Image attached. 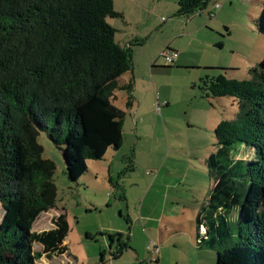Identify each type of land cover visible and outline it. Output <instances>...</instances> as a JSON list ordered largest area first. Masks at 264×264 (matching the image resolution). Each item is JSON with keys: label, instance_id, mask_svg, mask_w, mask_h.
Returning a JSON list of instances; mask_svg holds the SVG:
<instances>
[{"label": "trees", "instance_id": "trees-1", "mask_svg": "<svg viewBox=\"0 0 264 264\" xmlns=\"http://www.w3.org/2000/svg\"><path fill=\"white\" fill-rule=\"evenodd\" d=\"M175 4V15L189 18L209 0ZM113 5L0 0V264H37L41 254L52 258L67 250L64 212L53 217L52 228L32 230L34 220L56 206L57 192L55 164L42 158L38 133L46 131L61 150L73 183L88 160L122 146L125 112L112 101L125 90L132 106L133 82L119 78L132 70V49L143 39L115 41L107 19L122 14ZM256 23L264 35V0ZM249 74L244 80L205 71L197 83L200 99L229 96L238 108L213 130L214 150L205 161L211 182L195 216L196 245L215 251L216 264H264V57ZM243 150L251 156H237ZM121 236L110 238L117 239L114 259L129 247V236ZM34 242L41 252L33 251Z\"/></svg>", "mask_w": 264, "mask_h": 264}, {"label": "rangeland", "instance_id": "rangeland-1", "mask_svg": "<svg viewBox=\"0 0 264 264\" xmlns=\"http://www.w3.org/2000/svg\"><path fill=\"white\" fill-rule=\"evenodd\" d=\"M262 1L209 0L207 8L201 10L202 14L208 16L206 11L214 8L216 3L220 8L213 12L223 11L218 21L199 33L202 41L211 39V44L195 41L185 49L193 60L201 63L189 67L178 66L176 60L167 63L162 56L183 18L175 15L174 7L172 21L162 31L143 38L141 46L137 45L140 47L138 54L132 56L135 71L131 93L133 107L126 106L127 91L114 92L113 105L125 112L122 146L118 150H107L101 160H90L89 169L76 183L67 179L61 150L48 138L46 131L38 133L37 141L43 147L42 158L51 159L55 164L52 179L57 192L56 206L40 214L34 220L32 230L41 232L52 228L53 218L49 215L64 212L68 233L64 237L67 250L52 258L41 254L37 264H156L154 260L149 261L150 239L156 236L155 241L160 245L159 238H166L170 232L157 226L163 222L162 215L172 216L175 208L185 203L193 208L197 203L194 196L204 195L211 182L205 161L215 137L210 122L206 124L203 115L211 103L219 106L221 97L200 99L198 79L192 81L191 76L207 71L227 74V77L232 76L231 79L250 78L248 67L256 66L264 57V35L256 27ZM194 15L198 14L191 17ZM162 16L160 24L169 18L167 14ZM207 60L217 65L203 66L207 65ZM220 63L225 65L219 66ZM219 67L225 70H219ZM228 97H222L226 102L222 116L233 119L237 102L232 104ZM251 154L250 150H243L237 156L249 158ZM174 194L183 195L185 200L178 198L175 204L170 203L167 195ZM191 213L186 211L188 216ZM3 215L0 203V221ZM131 218L137 220L134 226ZM149 218L154 222L145 226L143 223ZM184 222L189 226L190 218ZM114 228H120L122 232ZM195 229L193 226L189 234L184 232L177 237L182 241L183 250L173 251L181 252V264L189 261L186 251L203 254L202 250L195 251L192 246L191 235ZM118 233L124 241L129 236V247L114 259L111 254L116 250L117 239L115 237L112 242L110 238ZM42 249L41 244L33 243V251L41 252ZM203 251L207 254L201 264H216V252L207 248ZM138 255H144L143 262ZM161 264H173V259L168 256Z\"/></svg>", "mask_w": 264, "mask_h": 264}, {"label": "crops", "instance_id": "crops-1", "mask_svg": "<svg viewBox=\"0 0 264 264\" xmlns=\"http://www.w3.org/2000/svg\"><path fill=\"white\" fill-rule=\"evenodd\" d=\"M113 1H114L113 6H114L115 10L122 14V18H118V19L114 18L109 23L115 28L116 33L114 34V38H115V41L118 42L120 45H126L128 42L130 43V41H132L135 38L136 39H139V38L146 39L150 35H153V33H155L156 31H162L164 28H166L168 23H170V21H172L170 19V17L172 15V12L174 11V7H176L175 0H113ZM215 5H214V8H210V9H208V11H206L208 16H205L204 14H202V11H201L198 15H194L193 17L190 16L189 18L183 17V18H181V20H179V22H178L179 26H180L179 30L174 32V33L172 32L173 36H171L170 42H169L168 47H167V48H171L172 51L177 52V58H176L175 64H177L178 66L189 67L190 65L191 66L201 65V63L193 60V58L190 55H188V53L186 52L185 49L188 46H190L191 44L193 45V43L195 41L205 42L208 45L211 44V42H212L211 39L202 41V39L199 38V33H201V31L202 32L207 31L213 22H215L216 20L217 21L219 20L220 14L222 13L223 10L222 9L219 10L218 14L214 13L213 12L214 9H217L215 7ZM211 11L214 13L213 16L210 15ZM163 14L169 15V18L166 19L167 21H165V23L163 21V22H161L162 24H160L159 21L162 20L161 18H163V16H162ZM176 40H179V41L176 42ZM213 42H216V41H213ZM220 47H221V45H220ZM139 48L140 47H138V46L133 47V49H132V51H133L132 55L133 56H135L136 53L138 54ZM206 64L207 65H203V66H211L214 64L217 65L214 61H208V60H207ZM218 65L223 66L225 64L220 63ZM250 67H252V65H250ZM250 67H248V68H250ZM219 68H222V67H219ZM248 71H249V69H248ZM134 73H135V71L133 69L129 72L128 71L125 72L119 78V82L122 84V83L133 81V79L135 78ZM204 73L199 71L194 76L193 75L191 76V80L192 81H193V79H194V81H195V79L199 80V78H201L204 75ZM225 75H227V74H225ZM229 77L231 78L232 76H229ZM114 98H116L115 94H114ZM228 98L232 104H234L236 102V100L234 98H230V97H228ZM215 99H218V98H215ZM223 100L224 99H222V97H221V99L218 100L219 106H214V102L211 103L212 106H210V109L208 110V112H206V114L204 113V115H203L205 123L208 124L210 122L209 125L212 128V130H214L216 124H218L220 122V120L223 118L222 110H224L226 108V102H224ZM165 104H167V103H165ZM131 107H133V105ZM136 112H137V109H135V114H136ZM213 150H214V147L211 149V151L209 153H211ZM209 153H207V156L209 155ZM207 156H206V158H207ZM89 162H90V160L87 161L88 169H89ZM95 175H96L95 177L97 179L96 172H95ZM206 195H207V192H205L204 195L199 197L200 199L197 196H194V201L197 203L193 205V208H189L188 205L185 203L183 206L179 205L178 207H176L172 216L167 217V216L162 215V221L163 222H160L159 224H157V226L159 228L162 227L165 232L170 231L169 236H165L166 238H164V239H161L162 237H160L159 238L160 239L159 241L161 243L160 245L157 244L158 242L155 241L156 236L152 237L150 239V240H152V241H150V246L152 244L155 245L159 249V252H155V253H157L156 255L154 252H151L149 261L154 260V262H156V264H161L164 261V259H166L168 256H171V258L173 259V264H181L180 263V258L182 257L181 252L180 251H173V249L183 250L181 248L182 241L180 238H177V237H179L180 235H183L184 232L189 234L191 228L193 230V226L195 229V225H196L195 216H196L197 210L199 209V205L201 203H203ZM167 198L170 199V203H172V204H175L174 202L178 198H182L183 200H185L183 198V195H179V194H174V195H169V196L167 195ZM142 206H143V202H142ZM142 206H141V209H142ZM189 210L192 213L188 216V215H186V211H189ZM57 215H59V214H55V216H57ZM55 216L52 214L49 215V217L51 219ZM187 217L190 218V225L189 226L185 225V222H184V220ZM130 221L132 222L131 224L133 226L137 222V220H135V219H132ZM151 222H154V221L151 218H149L148 221L146 223H143V224L145 226H147ZM133 226H132V229H133ZM169 226L171 227V229L169 228ZM188 227H190V228H188ZM114 230L117 232H122L120 228H114ZM191 237H193V239H192L193 249H195V251L202 250L203 254L189 253L186 251V254H187L186 256H188L189 261L185 264H201V259H204L205 254H207L206 251H203L206 248L197 247L196 242H195L196 229H195L194 234L192 232ZM64 242H65V239L63 240V243ZM127 249H125L124 251H126ZM124 251H122V252H124ZM121 253H120V256H121ZM170 254H172V255H170ZM142 256L144 257V255H142ZM118 257H119V255H118ZM137 257L140 258L139 260L141 262L144 261V259H141L143 257H139V255Z\"/></svg>", "mask_w": 264, "mask_h": 264}, {"label": "built area", "instance_id": "built-area-1", "mask_svg": "<svg viewBox=\"0 0 264 264\" xmlns=\"http://www.w3.org/2000/svg\"><path fill=\"white\" fill-rule=\"evenodd\" d=\"M215 7L218 9V8H220V5H218V4L216 3ZM200 11H201V10H196L194 13H195V14H199ZM194 13H193V14H194ZM210 15L213 16L214 13L211 11V12H210ZM162 56L164 57V59H165V61H166L167 63H174V61H175L176 58H177V52H176V51H172V49H171V50H166L165 52L162 53ZM150 248H151V252H154V253H155V252H159V249H158L155 245H153V244L150 246Z\"/></svg>", "mask_w": 264, "mask_h": 264}]
</instances>
